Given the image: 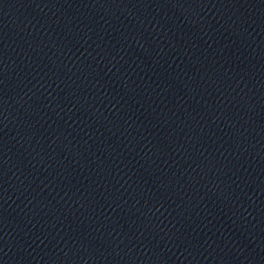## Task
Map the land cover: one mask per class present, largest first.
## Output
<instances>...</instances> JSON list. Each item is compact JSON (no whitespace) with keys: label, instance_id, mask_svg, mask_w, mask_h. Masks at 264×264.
I'll return each instance as SVG.
<instances>
[{"label":"water","instance_id":"1","mask_svg":"<svg viewBox=\"0 0 264 264\" xmlns=\"http://www.w3.org/2000/svg\"><path fill=\"white\" fill-rule=\"evenodd\" d=\"M0 264H264V0H0Z\"/></svg>","mask_w":264,"mask_h":264}]
</instances>
